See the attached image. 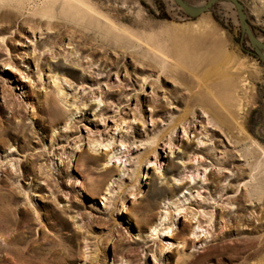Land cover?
<instances>
[{
	"label": "rangeland",
	"instance_id": "obj_1",
	"mask_svg": "<svg viewBox=\"0 0 264 264\" xmlns=\"http://www.w3.org/2000/svg\"><path fill=\"white\" fill-rule=\"evenodd\" d=\"M7 1L0 264H264V202L246 197L264 191V63L244 52L264 53V0H240L257 47L227 1L190 18L175 0H81L125 43L78 3ZM212 82L244 89L217 92L223 116L200 100Z\"/></svg>",
	"mask_w": 264,
	"mask_h": 264
},
{
	"label": "bare ground",
	"instance_id": "obj_2",
	"mask_svg": "<svg viewBox=\"0 0 264 264\" xmlns=\"http://www.w3.org/2000/svg\"><path fill=\"white\" fill-rule=\"evenodd\" d=\"M4 1V0H3ZM9 3H8V6L9 7H12V6H15L13 5V2L12 0H8ZM7 1V2H8ZM39 1H42V0H28L26 5L30 8V7H34V6H39L40 4H38ZM66 2H75V3H78L79 6H83V8L85 9L86 12H88L89 15H91L92 17H95L96 18V23H98V26L94 27L93 29L96 30L95 32L97 34L100 35L101 38H103V35H108L109 32H112V33H116L117 35V38H120V40H122L124 43V36H127L131 39H134L133 38V35H131L127 30L123 29V28H120L118 27L114 22H112L110 19L102 16L100 13L96 12L95 9L91 8L89 5H86L85 3H83L81 0H65ZM41 3V2H40ZM6 4V3H5ZM42 4V3H41ZM25 5V6H26ZM45 6V5H44ZM76 6V5H75ZM7 7V5H1L0 6V16H3L4 17H7L8 19H15L17 17V13H14L10 10L8 11H4L3 9ZM27 7V8H28ZM55 4H53L52 8H55ZM36 9V8H35ZM33 10V9H32ZM39 10V9H38ZM35 11V10H34ZM19 15V14H18ZM136 40V38H135ZM127 47V46H126ZM229 56H227L226 58H228ZM215 59V57L213 58V55H211L210 57H208V59H210V61H212V59ZM216 58H218V56H216ZM231 58V57H230ZM170 58L167 57V56H164V58L162 59L164 63L163 64V68H167L168 64H172L171 61L169 60ZM176 71L180 70V69H184L185 71H188V74L189 76H191V78L193 79L194 77H196L197 73H198V69H196L193 65L191 66L190 65H187V66H183L182 64H179V63H173L172 64ZM211 70V69H210ZM209 70V71H210ZM204 78V77H203ZM202 78V79H203ZM205 79V78H204ZM217 79V78H216ZM201 80V79H200ZM219 80V79H218ZM217 80V81H218ZM209 81V80H208ZM233 81V80H232ZM205 82V81H204ZM210 82V81H209ZM203 84V83H202ZM201 84V85H202ZM208 84V83H207ZM209 86V85H208ZM208 86H203L204 88L207 89ZM243 86H246V85H243ZM198 88V87H197ZM205 89V90H206ZM239 89L244 91V89L240 88V86L238 85V83H234V82H212V84H210L208 90L209 92H211L212 95H209L208 92L204 93V92H201L199 93V96H200V100L201 102H206V105H211L214 109L218 107V114L220 116H223L222 115V110L224 108H226V106L223 104V103H220L219 102V99L216 97V95H219L217 94V92H225L226 94H228V91H229V94H228V97H229V103H232V100L233 99V103L236 102L238 103L240 101V97L237 96L238 93H239ZM207 91V90H206ZM218 92V93H219ZM235 97H236V100H235ZM199 98V97H198ZM228 110V109H227ZM230 116H232V119L231 121H228L229 122V125L232 129H240L242 127H240V123L238 122L234 112H230ZM227 119V118H226ZM187 133V131H185V134ZM196 138H199V135H196ZM200 144H203L204 146H207V144L204 142V141H200ZM264 154V153H263ZM200 162H203V161H199ZM213 166V164H210ZM255 178V177H254ZM189 184L190 183H187L185 186L187 187V189L189 188ZM190 189V188H189ZM256 192V187L253 189L252 187H249L248 190H247V195L246 197L249 196V200L252 201L253 203L255 202L257 204L258 203H262L264 202V191L261 190L259 191L260 194H257L255 193ZM256 200V201H255ZM196 215H194V218L193 219H196ZM167 219V217L165 218V220ZM166 222V221H165ZM166 226V224L162 223L161 225H157V227L154 229L155 232L158 231V229L160 227H164ZM199 228H202L201 225H199ZM160 230V229H159ZM166 230H168V233L171 232L172 230V227H167ZM194 231V230H193ZM192 231V232H193ZM196 235V234H195ZM199 238V237H197ZM1 248V247H0ZM261 251H264V234L262 235L261 239H260V244L258 246V252H261Z\"/></svg>",
	"mask_w": 264,
	"mask_h": 264
},
{
	"label": "water",
	"instance_id": "obj_3",
	"mask_svg": "<svg viewBox=\"0 0 264 264\" xmlns=\"http://www.w3.org/2000/svg\"><path fill=\"white\" fill-rule=\"evenodd\" d=\"M175 1L185 14L193 18H199L203 14L211 11L215 7V5H217L221 1H227V2L232 3L237 8L238 16H239V20L242 25V28L244 32L247 33L252 45L254 47H257V45L262 46L261 42L256 38L254 34V29L248 20V15L246 14V11H245V5L240 0H210L208 3H206L200 8H192L188 6L184 2V0H175ZM256 52L259 55L260 60L264 63V53H262L259 50H257Z\"/></svg>",
	"mask_w": 264,
	"mask_h": 264
},
{
	"label": "trees",
	"instance_id": "obj_4",
	"mask_svg": "<svg viewBox=\"0 0 264 264\" xmlns=\"http://www.w3.org/2000/svg\"><path fill=\"white\" fill-rule=\"evenodd\" d=\"M162 17H163V18H167L168 15H167L166 13H164V15H162ZM189 17H190V16H189ZM190 18H193V17H190ZM253 29H254V28H253ZM254 31H255V29H254ZM237 41L241 43L240 39H237ZM244 52H246L247 54H251L253 57H255V58H257L258 60H260V57H259V55L257 54L256 51H248V50H246V49L244 48ZM260 61H261V60H260Z\"/></svg>",
	"mask_w": 264,
	"mask_h": 264
}]
</instances>
